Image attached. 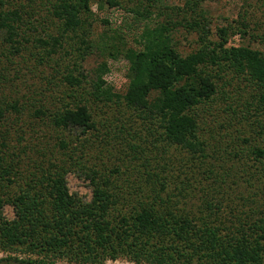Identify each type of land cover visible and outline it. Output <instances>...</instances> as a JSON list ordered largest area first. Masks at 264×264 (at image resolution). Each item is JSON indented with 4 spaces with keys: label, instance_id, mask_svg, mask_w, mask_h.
<instances>
[{
    "label": "trees",
    "instance_id": "1",
    "mask_svg": "<svg viewBox=\"0 0 264 264\" xmlns=\"http://www.w3.org/2000/svg\"><path fill=\"white\" fill-rule=\"evenodd\" d=\"M45 1L43 11L57 31L45 30V36H34L35 45L53 59L75 40L81 45L77 54L82 60L93 52V43L87 37L95 20L93 5L102 9L106 3L119 2ZM202 2L186 0L184 4L192 14L182 21L199 34L200 43L195 50L187 53L179 50L172 19L145 23L137 39L139 47L116 48L128 63V82L124 88L117 90L106 79L110 65L103 60L95 69L94 78L89 79L79 69L78 74L68 72L64 76L70 91L59 96L62 106L54 111L43 106L32 110L35 116L50 112L54 125L69 133L60 138L61 147L71 152L68 158L56 160L54 156L55 159L46 160L43 154V159L32 161V170H23L26 163L21 154L26 150L17 152L16 145L12 149L8 142L10 128L5 123L10 110L20 109L17 102L0 101V251L7 253L0 262L106 264L125 258L135 264H264V199L257 197V191H264V48L244 42L249 25L243 21H237L235 26H220L218 38L212 39L211 20ZM35 3L36 0H0V42L8 43L18 52L22 49V40L38 29L33 24L39 13ZM133 11L135 24L151 17L147 8L137 6ZM236 36L240 40H235ZM260 39L264 43V32ZM111 55L113 59L119 58ZM235 79H245L248 86L255 87L249 94L251 108L244 111L230 105L228 109L234 112L237 124L244 125L237 111L243 112L242 119L247 123L242 130L236 126L235 147L244 143L249 147L234 151L236 162L228 156L215 166L210 164L212 156L207 150L211 149V155L218 157L223 142L215 136L216 126L209 128L211 135L205 138L202 124L206 115H213L212 104L219 95L225 98L234 93L230 87ZM88 82L90 90L86 87ZM92 102L115 104L117 120L125 116L119 108L125 107L131 113L126 123L116 128L129 138L125 152L121 153L127 156L138 151L131 162L139 164L125 166L132 171L133 178L121 182L124 170L117 162L102 169L84 160L86 138L82 142L80 136L97 129ZM229 114L222 119L219 116L218 120H228ZM218 120L220 128L224 127ZM74 140L77 145L82 144L80 155L78 146L70 148ZM173 147L189 152L184 160L186 175L200 166L216 174L214 184L216 179L225 181V176L232 174L227 171L234 169L235 176L242 179L240 182L234 177V185L240 187L246 182L250 189L255 184L258 188L255 191L247 188L248 193L232 196L233 192L227 188L222 190L212 184L207 189L209 192L211 188V197L203 201L199 214H194L186 206H180L178 198L188 195L189 188L185 185L171 188L165 176L175 159ZM118 158L120 161L124 157ZM222 163H225L223 171H219L218 165ZM240 165L243 170L239 175L236 169ZM72 171L90 181L91 199L71 192L67 175ZM25 172L27 179L20 181ZM8 204L15 214L12 219L4 214Z\"/></svg>",
    "mask_w": 264,
    "mask_h": 264
},
{
    "label": "rangeland",
    "instance_id": "2",
    "mask_svg": "<svg viewBox=\"0 0 264 264\" xmlns=\"http://www.w3.org/2000/svg\"><path fill=\"white\" fill-rule=\"evenodd\" d=\"M185 2L186 0H119L118 4L106 3L102 9H98L97 4H94L95 20L93 21V27L89 29L91 30L90 35L87 36L93 43V52H88V55L82 60L77 54L78 48L81 45L75 40H71V43L66 45V49L60 50L57 57L53 59L48 57L43 48L35 45L34 36H45V30L57 31L50 16L46 17L47 12L43 11L46 9L47 2L45 0L42 2L41 0H36L34 7L39 10L40 14L36 15L38 21H34L33 24L38 29L32 32V36L28 34L30 36L28 39L22 40V44L20 45L22 49L18 52L15 48L9 47L8 43L0 42V101L17 102L19 106L20 110L18 112L10 110L5 123L10 128L8 142L12 149L16 145L18 147L16 149L17 152L21 151L22 148L26 150L25 153L21 154L23 162L26 163L22 167L23 170H32L33 160L43 159V154L46 155V160L55 159L54 156L58 160L60 158H68V153H71L69 149L63 148L60 145V138L69 136V133L57 128L49 117L50 112H48L62 106L59 96L70 91V86L63 80L68 72L74 74L82 72L83 74H88L89 79L94 78V71L100 62L108 60L110 72L107 73L106 79L117 90L124 88L128 82V63L121 54L122 52H118L116 48L121 49L123 45H125V48L139 47V35L142 28L145 27V23L155 24L158 21L166 22L167 19H172L173 34L179 50L187 53L199 46V34L189 30L182 21L185 16L192 14L191 10L186 9L184 6ZM137 6L151 11L149 20L145 19L143 23H134L136 17L133 10ZM177 7L184 10L176 9ZM202 7L206 10L211 20L212 33L210 37L212 39L216 40L218 38V28L220 26H235L237 25V21H243L249 25V33L244 42L256 48H264L263 40L260 39V34L264 32V0H203ZM128 24H134V26L128 27ZM235 40H240V38L236 36ZM112 53L118 55L119 58L113 59ZM75 62H79L77 66H75ZM77 69H79V72ZM253 86H248V82L245 79L240 81L235 79L234 85L230 87V91L234 93L229 96L226 95L225 98L223 95H219L217 100L212 104L211 110L213 115H206V122L202 124L204 128L202 134L205 138L210 137L209 128L216 126L217 132L215 136L220 138L223 143L220 144L218 157L214 158V155H211L212 150H207V154L212 156L210 164H215L216 166L224 162L228 156H231L232 158H228L236 162L233 155L234 151H237L239 147L245 149L249 147V145L246 146L247 143H242L243 145L235 147V143H238L234 136L236 126L238 130H242L247 123L242 119V116H244L243 112L237 111L244 125L237 124L234 112L228 111V109H230V105L238 106V108H242L244 111L251 108L252 100L249 99V94H251L250 90L251 92L254 90L255 87ZM86 87L90 88L89 82L86 83ZM246 98L248 100L247 103H245ZM90 104L93 107L97 129L90 130L87 134L80 136L82 142L86 138V141L83 142L86 148L84 160H87L88 165L97 164V167L102 169H104V165H107L108 168L113 167L114 162H117L121 166V170H124V174L120 176L121 182L126 178H133L132 171L126 170L125 166L139 164V161L131 162V160H134V156L138 155V151L131 152L127 156L121 153V151L125 152V145H127L126 143L129 138L126 133L120 134L116 128V125L126 123L131 113L125 107L119 108L120 111L125 113V116L117 120L118 112L115 104H100L96 102ZM40 106L49 110L44 116H35L32 110ZM228 113H230L228 120H218L219 116L222 119L223 115L226 116ZM217 120L223 122L224 127L220 128V123L217 124ZM75 140L70 144V148H73L75 145L78 146L79 150L77 153L80 155L82 153V144L78 143L77 145L75 143L77 141ZM171 153L175 159L168 167L169 170L166 171L167 175H165L170 181V187H180L182 185H185L186 188L188 187V195H185L183 198L178 197L181 200L180 206H186L194 214H199L203 201L212 195L211 188L209 192L207 189L213 184V177H216V174L208 173L206 169L204 170L203 167L199 166L198 168L194 167L196 169L194 173L186 175L183 173V170H186L184 167L186 162L184 160L189 155V152L173 147ZM118 156L124 157L123 160L119 161V158L117 159ZM152 162L157 167V163ZM225 163L218 165L219 171H223L224 167L222 166ZM229 166L231 167V165ZM204 167L207 168L206 165ZM241 167V165L237 167V173L243 170ZM160 169L163 170L162 167ZM225 171L227 170L225 169ZM231 171V175L225 176V181L218 182L219 180L215 178L216 182L214 184L217 187H221L222 190L227 188L233 192L232 196H239L242 192L248 193L247 188L250 189V185H246V182L240 187L234 185V177L235 179L238 178L237 181L240 182L242 179L239 176H235L236 171L234 169L227 172L231 173ZM27 173L22 174L23 177H21L20 181L27 179L25 178ZM115 176H119V174ZM67 181L71 192L80 194L86 200L91 199L92 188L90 181L83 174L72 171L68 173ZM125 184L127 185V183ZM257 188L258 185L255 184L251 187L250 191H255ZM257 192H259L257 196L259 200H263L264 191ZM238 202H241L239 198ZM4 214L8 219H12L15 215L13 207L9 204L5 205ZM6 255L7 253L0 251V258ZM0 264H8V262L1 261ZM10 264L22 263L12 262ZM106 264L135 263L128 259L120 258L118 260H109Z\"/></svg>",
    "mask_w": 264,
    "mask_h": 264
}]
</instances>
